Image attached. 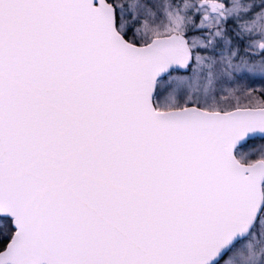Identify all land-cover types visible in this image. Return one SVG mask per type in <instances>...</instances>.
<instances>
[{
	"label": "snow or ice",
	"instance_id": "1",
	"mask_svg": "<svg viewBox=\"0 0 264 264\" xmlns=\"http://www.w3.org/2000/svg\"><path fill=\"white\" fill-rule=\"evenodd\" d=\"M0 264H264V0H0Z\"/></svg>",
	"mask_w": 264,
	"mask_h": 264
}]
</instances>
